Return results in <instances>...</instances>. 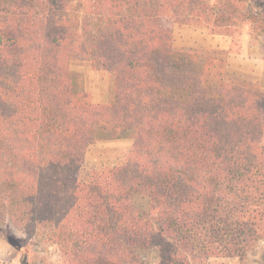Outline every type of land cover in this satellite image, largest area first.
Listing matches in <instances>:
<instances>
[{"label": "trees", "instance_id": "trees-1", "mask_svg": "<svg viewBox=\"0 0 264 264\" xmlns=\"http://www.w3.org/2000/svg\"><path fill=\"white\" fill-rule=\"evenodd\" d=\"M235 14L264 25V0H0V229L56 245L58 264L250 252L264 237V82L173 37L230 32ZM74 60L109 73L108 102ZM121 137V162L84 171L92 144Z\"/></svg>", "mask_w": 264, "mask_h": 264}, {"label": "rangeland", "instance_id": "rangeland-1", "mask_svg": "<svg viewBox=\"0 0 264 264\" xmlns=\"http://www.w3.org/2000/svg\"><path fill=\"white\" fill-rule=\"evenodd\" d=\"M231 30L225 33H214L200 24H179L173 31L174 43L179 47H192L200 50H224L229 68L251 77H258L264 82V25H253L254 28L241 24V17L235 14L230 17ZM251 30V32H250ZM226 46V47H223ZM73 73L79 76L84 88L90 92L94 102L105 103L111 98V76L107 71L93 69L89 62L74 60L71 64ZM131 144V138L99 140L92 144L86 153L83 169L89 172L103 165L121 162ZM13 228L3 226L0 229V243L6 240L13 249L12 257H21L30 264H54L58 248L45 243L40 236L26 233L18 238ZM20 231V230H15ZM264 241V237L259 240ZM258 241V242H259ZM255 245L244 257H211L199 264H264V245ZM149 264L157 261V251L151 250L147 255ZM61 262V257L55 264Z\"/></svg>", "mask_w": 264, "mask_h": 264}, {"label": "clouds", "instance_id": "clouds-1", "mask_svg": "<svg viewBox=\"0 0 264 264\" xmlns=\"http://www.w3.org/2000/svg\"><path fill=\"white\" fill-rule=\"evenodd\" d=\"M13 233L18 238H24L26 235V233L23 231L13 230ZM259 245H264V241H259L257 246ZM13 251L14 249L9 244H7L6 240L4 239V241L0 243V264H21L20 256H16L15 258L9 259L10 257H12ZM59 259L60 254L59 252H57L56 257L54 258V264L55 261H58Z\"/></svg>", "mask_w": 264, "mask_h": 264}, {"label": "crops", "instance_id": "crops-1", "mask_svg": "<svg viewBox=\"0 0 264 264\" xmlns=\"http://www.w3.org/2000/svg\"><path fill=\"white\" fill-rule=\"evenodd\" d=\"M223 47H226V46H223Z\"/></svg>", "mask_w": 264, "mask_h": 264}]
</instances>
